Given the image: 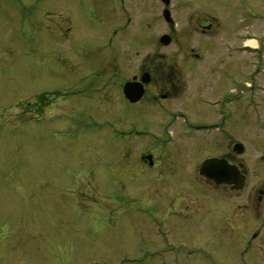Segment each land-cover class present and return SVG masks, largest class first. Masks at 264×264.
I'll list each match as a JSON object with an SVG mask.
<instances>
[{
  "label": "rangeland",
  "instance_id": "1",
  "mask_svg": "<svg viewBox=\"0 0 264 264\" xmlns=\"http://www.w3.org/2000/svg\"><path fill=\"white\" fill-rule=\"evenodd\" d=\"M118 1L0 0V264H118L127 252L123 247L128 245L117 239L118 233L128 232L131 225H126L124 212L132 209L133 216L138 211L135 203L112 196V172L125 170L134 175L142 168L139 153L151 149L159 153L162 164L176 156L180 162L171 165L173 170L186 178L195 173L198 178L203 160L222 154L221 130L187 136L179 124L182 119L168 121L182 105L179 101L164 103L163 111V106L155 108L158 105L149 103L148 98L142 108L117 101L120 87L138 71L144 58L163 54L164 65H176L186 76L194 77L191 87L202 76L210 77L205 91L216 94L212 106L199 109L192 101L184 105L191 104L190 111L199 119L204 116L205 122L238 99L248 104L255 93H264L257 89L264 84V58L262 63L261 58L237 50L247 37L256 38L260 45L264 42V19L240 14V0L239 4L238 0H171L181 44L167 47L159 43L168 26L159 2L131 0L123 11ZM255 8L256 14L264 9V0H248V9ZM208 20L213 23L209 33L194 26ZM252 21L260 25L246 26ZM125 24L128 31L118 33L112 47L114 28L125 29ZM191 48L200 59L191 56ZM229 49L233 51L227 52ZM93 72L101 77L92 88L86 77ZM240 83L239 98L223 103L221 94ZM205 96L209 95L200 97ZM230 96L236 98V94ZM191 117L194 114L185 112L184 118ZM132 130L155 131L159 143L150 135L123 142L125 133ZM172 131L181 137L174 149L185 151L183 159L171 154L175 145L163 147ZM73 176L80 186L78 214L87 217L83 216L79 225L95 234L80 240L81 246L93 247L83 254L74 253L70 244L67 247L65 213L74 211V206L69 205L70 194L57 191L72 184ZM137 177L143 178L140 171ZM147 181L154 184L152 179ZM163 182L170 183L167 179ZM134 183L131 196L138 201L143 190ZM189 189L173 194L178 195L177 203L184 194L196 212L199 207L217 210L221 201L209 202L201 191ZM150 207L160 210L157 205ZM178 214L189 215L185 211ZM219 215L223 216L219 211L212 216L200 212L195 220H187L184 242H197L218 261L231 264L217 255L232 245L230 237L221 233ZM179 226L175 225V235L176 230H182Z\"/></svg>",
  "mask_w": 264,
  "mask_h": 264
},
{
  "label": "flooded vegetation",
  "instance_id": "2",
  "mask_svg": "<svg viewBox=\"0 0 264 264\" xmlns=\"http://www.w3.org/2000/svg\"><path fill=\"white\" fill-rule=\"evenodd\" d=\"M144 1L147 3L148 0ZM129 2H131V0H121L118 1V4L123 11H127ZM237 3L239 4V0ZM159 4L162 5L161 3ZM240 5L242 7L240 10L242 13L240 12V14L244 15V17L252 15L251 17H253L254 20L256 19L259 21L264 19V9L258 11L256 14V8L254 11L250 9L251 12L248 9V0H240ZM243 7L248 10L245 11ZM207 17L209 18L211 16ZM257 25L260 24L253 23V21L246 24V26ZM194 26L204 34L209 33L213 29L211 20L206 21L205 24L197 22ZM128 27L129 26H125V29L114 28V36L110 40L112 47L116 46L114 44V38L117 33L122 30L128 31ZM163 35L171 36V43L176 44V46L181 44L179 30L177 26H175V23L168 25L167 32L161 34V36ZM247 39L248 37L242 41L241 45H238V52L250 54L257 59L261 58V62L263 63L264 42L260 45L258 40L257 45L250 46L247 44ZM231 51L233 50H227V52ZM191 56L193 58H201L195 48H191ZM120 57L121 56H119V58ZM164 60L165 56L163 54L151 56V59L144 58L141 60L142 62L140 63L138 71L130 78H127L120 87V91L117 92L119 98L117 101L121 105H139L140 108H142L141 104L144 103L147 98L148 101H150L149 103L158 105L155 106V108L164 107V103H169L171 100L179 101L182 105L176 108L172 115H176V117L182 119L179 124L180 127H183L185 135H195L191 134L192 130L194 132V129L202 127L206 129L201 132H207L214 128L221 130V136L224 138V150L220 156L212 157L221 158L226 163L227 168L233 172V177L237 182L219 184L209 181L206 177L202 176L199 171L198 178L195 177V173L186 178L183 173L174 171L171 166L174 164L179 165L180 161H177L178 158L176 159V156H173L174 160L169 157V161L162 164L159 161L160 156L156 150L150 149L140 152L138 164L140 163L139 165H141L142 168L138 171H140L143 177L142 179L137 177L138 171L134 175L133 172L125 170L121 173L112 172L111 174V190L114 192L112 196L121 202L131 201L129 204L132 202L135 203L138 211L133 216H130L133 212L132 209H126L124 212V221L126 225H131L128 232L118 233L119 237H117V239L120 240V238H122L128 243L127 246L123 247L127 252L123 254L124 257L120 259L121 262L118 264H226L218 261L213 256L214 254L201 244L187 241L189 244L187 245L186 242H184V240L187 239L185 236L188 234L183 232V225L187 220H195L198 218L200 212L209 213L210 216H212L218 211L223 214V216H218L221 233L230 237L232 245L229 249L224 248L220 250L217 255L222 259L225 258L231 264H264V93L262 96L255 93L252 101L246 104L238 99L239 94H242L240 90L243 88H241L242 83L237 84L236 87H232L230 91H226L220 96V99L225 104H229L232 99L234 101L238 99L236 103H232V107L222 110L213 117H208L207 119L211 121L205 122L204 120L206 119L204 116L199 119L197 118L199 115L195 111H190V105H198L199 109L204 105L211 107V102L217 100L214 91H205L206 82L209 81L210 77L202 76L199 80L200 82L195 85L198 87H191L190 85L194 77L186 76L185 72L181 71L176 65H164ZM100 77V74L97 72L90 73L89 76L86 77V79L90 81L86 84L93 88V86H95V79H99ZM63 78L69 79L68 77ZM128 83L139 86V88L143 90V95L139 101L132 102L130 98L127 97L125 88ZM258 87V90L261 89V91L264 92V84ZM185 94H188L189 97L184 96ZM202 94L209 96L202 98L200 97ZM235 94L236 98L230 96ZM187 101H192V103L185 107L184 105H186ZM164 109L165 107L160 111ZM185 112L194 114V117L189 119L184 118ZM249 114L251 118L248 117ZM172 115H170V117ZM168 121H170V118ZM111 122L112 121H110V124ZM130 133L131 131L125 133L122 139L123 142H130L127 141L133 138ZM180 138L179 135L173 133V136L171 135L169 141L163 144V147L170 148L171 144L175 145L171 154L178 155L183 159L186 156L185 151H183V153L180 151L176 152V149H174ZM154 140L159 143V141H156V138H154ZM121 145L122 144L114 151L115 154L121 149ZM88 146L92 147L90 142ZM196 170L197 169L194 168L193 172ZM177 175L178 178H176ZM54 176L55 175H53L51 179ZM146 179H152L154 184L151 186ZM165 179L170 181V183L163 182ZM132 183L137 185L136 187H138L139 190H143L139 193L141 200L137 201L135 198H132V190L130 189ZM78 184V178L75 179L74 177V182L72 184L68 187L61 186L57 191L70 194L72 199L69 205L72 204L70 206H74V211L66 210L65 213L67 214L65 216L67 220V229L64 232L67 237V247L70 244L74 253L79 252V254H83L93 247L81 246L79 244L80 240L87 239L88 236L91 235L95 237V234L91 232L90 229L89 231L81 230V225H79L81 218L85 216V214H78L77 206L80 205V200L77 199L79 197L80 187ZM190 187H192L193 191H201L209 198V202L221 201L220 204H218L217 210H212L211 208L202 210L199 207L198 212H196V210L191 209V205L188 206L184 194L181 203H177L179 201V198H177L178 195L173 194H176L181 188L190 190ZM168 191L170 192L169 194ZM74 202L78 204H74ZM151 204L157 205L160 210H153L152 207H150ZM150 210H153L154 213L150 214ZM179 211H185L189 215H179ZM158 213H162V215H158ZM165 214L167 215L164 216ZM88 215H91L90 212ZM85 218L87 217L85 216L83 219ZM133 224H136L134 228L132 227ZM179 224L182 226V230H176L175 235V225ZM150 227L153 230V234H151L152 232L149 230ZM130 233H132V235H129ZM202 247H204L205 250Z\"/></svg>",
  "mask_w": 264,
  "mask_h": 264
},
{
  "label": "water",
  "instance_id": "3",
  "mask_svg": "<svg viewBox=\"0 0 264 264\" xmlns=\"http://www.w3.org/2000/svg\"><path fill=\"white\" fill-rule=\"evenodd\" d=\"M165 17L168 20H171L170 18V12L168 10L165 11ZM162 41L165 44L169 43V37L164 36L162 38ZM135 89V88H134ZM126 94L128 97H131L133 101L138 99L140 96H137L135 91L133 90L131 83H128V85L125 88ZM138 91V90H137ZM141 91H139L140 93ZM141 95V94H138ZM150 158V156H149ZM200 173L207 177L208 180L214 181L216 183H233L237 182L235 178L233 177V172L227 168L226 163L219 158H210L206 159L200 168Z\"/></svg>",
  "mask_w": 264,
  "mask_h": 264
}]
</instances>
